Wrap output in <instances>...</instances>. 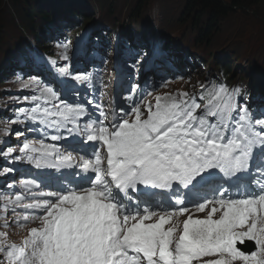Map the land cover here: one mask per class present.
Listing matches in <instances>:
<instances>
[{
  "label": "snow or ice",
  "instance_id": "snow-or-ice-1",
  "mask_svg": "<svg viewBox=\"0 0 264 264\" xmlns=\"http://www.w3.org/2000/svg\"><path fill=\"white\" fill-rule=\"evenodd\" d=\"M61 46L52 81L22 80L28 106L9 120L22 130L5 129L20 142L0 157L28 167L0 170L21 177L0 196V264H264V107L211 78L155 95L164 80L137 77L157 45L126 62L123 103H101L103 80ZM9 214L27 227L20 243Z\"/></svg>",
  "mask_w": 264,
  "mask_h": 264
},
{
  "label": "rangeland",
  "instance_id": "rangeland-1",
  "mask_svg": "<svg viewBox=\"0 0 264 264\" xmlns=\"http://www.w3.org/2000/svg\"><path fill=\"white\" fill-rule=\"evenodd\" d=\"M57 1L59 5H73L74 12L85 18L94 16L108 23L124 22L126 26L150 23L154 32L182 41L202 57L212 71L222 66L225 70L230 69L229 77L233 81L242 78L254 86L262 85L258 81L264 78V3L252 8L234 9L228 17L212 24V19L200 11L191 13L187 0ZM24 7H13L4 2L0 8V65L3 55L9 53L17 42L32 39L31 28L41 24L37 16L34 19L30 17L29 10L25 13ZM34 8L35 4L30 5V10ZM205 74L201 72L200 76L203 78ZM9 81V78L0 80V97L6 94L5 86L11 85ZM20 236V233L15 235Z\"/></svg>",
  "mask_w": 264,
  "mask_h": 264
},
{
  "label": "trees",
  "instance_id": "trees-1",
  "mask_svg": "<svg viewBox=\"0 0 264 264\" xmlns=\"http://www.w3.org/2000/svg\"><path fill=\"white\" fill-rule=\"evenodd\" d=\"M41 1H43L44 3H50L51 0ZM4 2L13 7L25 5V13H27L29 10L28 14L31 15L32 13V19L37 16L36 11H39L40 7L43 6L40 5V0H0V8L2 7ZM146 2H149V0H146ZM261 3H264V0H187V7H189L191 13L200 11L203 15L209 16V18L212 19V24H215L216 22H218V20L228 17L234 9H241L246 7L252 8L260 5ZM32 4H35V8L33 10H30V5ZM38 14L41 20H45V18L47 19L49 18V16L51 18V15L49 13ZM30 15H28L27 17H29Z\"/></svg>",
  "mask_w": 264,
  "mask_h": 264
}]
</instances>
